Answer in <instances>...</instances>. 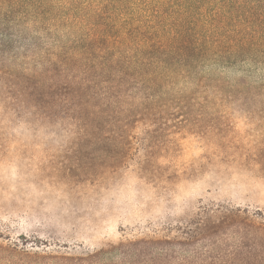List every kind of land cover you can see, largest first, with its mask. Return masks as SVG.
Segmentation results:
<instances>
[{"label": "rangeland", "instance_id": "374dc122", "mask_svg": "<svg viewBox=\"0 0 264 264\" xmlns=\"http://www.w3.org/2000/svg\"><path fill=\"white\" fill-rule=\"evenodd\" d=\"M196 6L0 0V7ZM9 77L0 74V264L219 263L217 252L241 244L239 220L264 223V98L221 92L227 98L150 102L82 120L53 106V93L29 94ZM230 213L239 217L226 219ZM262 236L264 264V227ZM93 254L96 261L75 259Z\"/></svg>", "mask_w": 264, "mask_h": 264}, {"label": "trees", "instance_id": "16d2710c", "mask_svg": "<svg viewBox=\"0 0 264 264\" xmlns=\"http://www.w3.org/2000/svg\"><path fill=\"white\" fill-rule=\"evenodd\" d=\"M229 69L238 76H228ZM0 74L23 90L32 88L29 94L53 93V106L82 120L111 118L123 107L131 112L150 102L222 100L226 92L262 99L264 0H197L196 7H0ZM232 215L239 217H224ZM244 219L235 235L241 244L217 252L219 263L205 264H261L264 223ZM136 244L128 246L138 250ZM91 258L98 256L75 259Z\"/></svg>", "mask_w": 264, "mask_h": 264}]
</instances>
